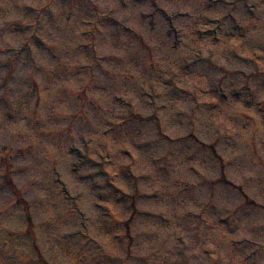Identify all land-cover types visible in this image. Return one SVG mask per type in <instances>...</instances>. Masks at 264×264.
<instances>
[{
	"label": "rangeland",
	"instance_id": "374dc122",
	"mask_svg": "<svg viewBox=\"0 0 264 264\" xmlns=\"http://www.w3.org/2000/svg\"><path fill=\"white\" fill-rule=\"evenodd\" d=\"M155 2L0 0V264H264V0Z\"/></svg>",
	"mask_w": 264,
	"mask_h": 264
}]
</instances>
